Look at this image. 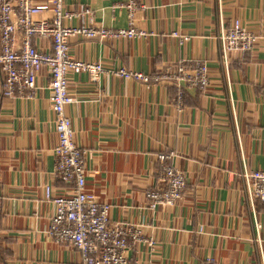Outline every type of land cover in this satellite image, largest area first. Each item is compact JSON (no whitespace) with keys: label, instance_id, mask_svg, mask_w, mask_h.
I'll return each mask as SVG.
<instances>
[{"label":"crops","instance_id":"1","mask_svg":"<svg viewBox=\"0 0 264 264\" xmlns=\"http://www.w3.org/2000/svg\"><path fill=\"white\" fill-rule=\"evenodd\" d=\"M126 1L64 0L74 12L65 24L87 23L88 8L96 26L128 27V10L120 4ZM137 1L145 9L136 12L134 23L148 31L146 37H74L71 55L106 69L151 74L180 60L202 59L211 83L187 88L180 107L178 89L168 82L146 84L109 71L93 80L86 72H70L75 100L66 112L76 143L86 149L88 187L111 204V222L142 223L158 241L154 255L132 243L134 262L264 264V202H256L257 229L241 176L244 169H264V0ZM221 19L224 26L240 19L259 37L250 51L230 54L227 70L217 38ZM1 36L0 29V53ZM22 39L18 33L17 47ZM33 44L52 48L47 37L35 36ZM4 78L0 65V264H75L80 251L45 233L54 207L44 199V185L57 194L73 191L55 171L49 70L42 69L37 89L25 95H4ZM171 152L169 163L186 174L183 197L152 209L147 191L164 186L159 155Z\"/></svg>","mask_w":264,"mask_h":264},{"label":"built area","instance_id":"2","mask_svg":"<svg viewBox=\"0 0 264 264\" xmlns=\"http://www.w3.org/2000/svg\"><path fill=\"white\" fill-rule=\"evenodd\" d=\"M120 4L128 10L129 26L113 29L94 25L88 8L83 9V15H88L87 23L81 26L65 24V20L72 18L74 12L65 8L64 0H0V65L5 71L3 94L14 96L34 93L38 75L45 66L49 70L50 100L58 135L54 147L55 171L61 180L73 184V191L57 194L51 184L44 185V199L54 207L45 233L53 241L72 245L80 251L81 258L75 264H142L132 261L129 256L132 243L144 244L148 253L154 255L158 241L146 233V226L142 223L111 222V204L100 202L98 195L88 187L86 149L76 143L72 119L66 112V107L75 100L69 89V73L86 72L93 80H98L102 73L109 71L146 84L152 79L168 82L178 89L180 107L184 104L183 96L187 88L205 89L211 83L209 66L202 59L180 60L159 73L151 74L126 67L106 69L102 62L85 61L72 56L70 46L74 37H98L105 40L148 35V31L137 28L134 23L136 12L145 9V5L137 0H127ZM45 12H49L50 17H39ZM220 27L221 32L217 38L221 61L227 70L230 54L250 51L259 37L240 19L233 20L229 26H224L221 19ZM18 33L23 36L20 47L15 45ZM174 35H179L182 40L189 38L179 32H174ZM35 36L50 38L51 50L37 48L33 44ZM172 153L159 155L164 186L147 191L149 207L152 209L158 205H173L183 197L187 178L182 170L169 163ZM241 176L245 197L259 229L261 226L257 220L256 202H264V169H244ZM200 230L203 231V228ZM208 262L214 263V259L209 257Z\"/></svg>","mask_w":264,"mask_h":264}]
</instances>
